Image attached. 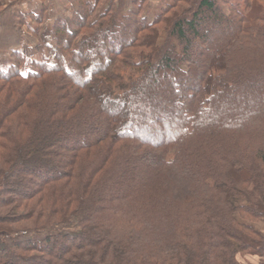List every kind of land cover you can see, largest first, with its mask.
Returning <instances> with one entry per match:
<instances>
[{
    "label": "trees",
    "instance_id": "16d2710c",
    "mask_svg": "<svg viewBox=\"0 0 264 264\" xmlns=\"http://www.w3.org/2000/svg\"><path fill=\"white\" fill-rule=\"evenodd\" d=\"M10 1L0 264H264V0Z\"/></svg>",
    "mask_w": 264,
    "mask_h": 264
},
{
    "label": "rangeland",
    "instance_id": "374dc122",
    "mask_svg": "<svg viewBox=\"0 0 264 264\" xmlns=\"http://www.w3.org/2000/svg\"><path fill=\"white\" fill-rule=\"evenodd\" d=\"M109 1L110 0H102V4H106ZM170 1L171 0H145L147 4L142 16L146 17V19L148 18V20L153 19V16L157 15ZM74 4H76L75 0H11L10 2H6L5 5H12V11L19 15L25 16L27 14H33L36 17L42 18L43 22L41 24H32L30 20H26V26L22 27L23 42L21 44V51L25 58H39V56L35 54V47L38 45V40L32 31H30L29 27L32 26V30L37 28L41 35H46L56 20H71L73 9L75 8ZM126 5H128L127 2ZM224 9H226V7H224ZM9 63V61H6L5 53L0 51V70L6 69ZM25 70L26 69L23 68V71ZM257 227L264 232V223H259ZM238 260L241 264H257L258 262V259L254 256H243L239 257Z\"/></svg>",
    "mask_w": 264,
    "mask_h": 264
},
{
    "label": "crops",
    "instance_id": "0c3cea01",
    "mask_svg": "<svg viewBox=\"0 0 264 264\" xmlns=\"http://www.w3.org/2000/svg\"><path fill=\"white\" fill-rule=\"evenodd\" d=\"M44 1V0H43Z\"/></svg>",
    "mask_w": 264,
    "mask_h": 264
}]
</instances>
